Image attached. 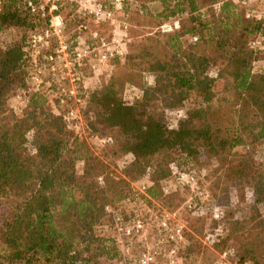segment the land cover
Masks as SVG:
<instances>
[{
    "label": "trees",
    "instance_id": "trees-1",
    "mask_svg": "<svg viewBox=\"0 0 264 264\" xmlns=\"http://www.w3.org/2000/svg\"><path fill=\"white\" fill-rule=\"evenodd\" d=\"M134 1L151 32L131 46L119 73H112L118 65L111 63L81 88L86 130L104 140L101 148L68 126V106H60L53 78L12 109L11 99L28 89L27 42L0 49V264H123L120 248L99 232L111 222L106 207L128 209L135 200L148 205L147 197L158 199L173 164L180 172L193 171L202 157L205 168L217 163L211 169L213 198L227 224L221 248L233 240L238 264H264V163L254 154L264 145V72L255 70L264 43L250 47L264 41V16L233 0ZM26 2L2 1L0 32L32 31L42 23ZM149 3L162 8L153 14ZM69 9H61L66 18ZM167 24L171 32L161 30ZM76 39L72 34L69 42ZM128 87L141 96L128 102ZM179 110L183 119L170 129L167 112ZM121 158L129 160L123 169L113 163ZM148 170L152 178L144 195L132 185ZM248 188L254 195L251 215L227 218L230 193L244 199ZM210 206L199 208V220Z\"/></svg>",
    "mask_w": 264,
    "mask_h": 264
},
{
    "label": "rangeland",
    "instance_id": "rangeland-1",
    "mask_svg": "<svg viewBox=\"0 0 264 264\" xmlns=\"http://www.w3.org/2000/svg\"><path fill=\"white\" fill-rule=\"evenodd\" d=\"M2 1L3 0H0V11L2 9ZM239 1L242 8L247 10L249 14L253 16H263L264 0ZM30 2L36 4L37 6H41L48 3V0H27L25 5V9L29 11L32 16L40 18L42 23L35 27L32 31H26L24 29H9L0 32V49H6L14 42L20 41L23 38L25 39V42H27L32 32L40 30L47 25L48 18L60 16L62 18L64 29L63 39L65 43H67L66 45H68L67 47L70 54L75 51L76 48H98L101 39L109 42L111 46L123 51L124 53L123 56H117L107 63H99L95 58L96 55H94L92 59H86L83 65V72L85 76L84 84L86 87L91 86V78L94 73L108 70L111 63H116L118 65L112 73H119L121 71L120 64L124 62L131 46L136 42H139L142 37L151 32V24H148L146 20L147 16L146 13L142 11V5L134 0H125L121 8L115 7L116 2L118 4L119 0H77V2L73 3L66 2L59 6L58 11L53 13L47 12L46 19H44L39 12L35 14L31 13L29 8ZM219 5L220 4L217 5V8H219ZM66 6H69L70 8L68 10L69 13H71L69 18H66L64 14L61 13V9ZM98 6H101L104 10L111 12L113 14V20L107 21L102 19L98 22L91 13V11L96 9ZM147 7L153 14H156L162 8L160 3H149L147 4ZM70 19L75 21L76 25H73V22L71 23ZM72 34L77 35L74 45L69 42ZM258 40L261 42V45L264 43L262 38H258ZM251 42L252 41H250V43ZM254 42L256 41L254 40ZM251 44L250 47H252ZM54 47L56 48V43L54 44ZM70 54H68L69 57H66L67 61H72L73 56ZM63 62V60H60L59 65L61 66V63ZM42 65L43 74L42 84L40 87L45 82L43 89H47L49 85L46 83L50 80V78H53V82L57 87L61 82L64 83L66 81V75L68 74L67 71L65 72L64 69L59 68H56L57 70H52L53 66L49 65L45 60H42ZM92 66H95V68H92ZM62 70H64L65 74ZM255 70L257 72H264V52L258 53V61L255 63ZM211 74L215 76V70H213ZM31 85L32 83L29 81L26 87L28 89L20 90L11 99L10 107L12 109H19V107L29 101L28 92H32L33 89H36V86L31 87ZM55 95L58 98L57 92ZM124 96L128 102H133L141 96V92L136 88L128 87ZM55 100L56 98L54 96L52 102ZM84 105L85 103H83L82 106L73 104L68 105V107L66 105L60 106L63 107L64 111L65 107H67V113L73 111L78 115V118L73 117L67 120L68 126L78 130L81 135L84 134L92 145L101 148L105 143L104 140L91 138L86 130L85 121L82 116ZM190 107L191 104L188 103L185 110H188ZM183 115V110L167 112V122L169 128L176 129L179 126L180 120L183 119ZM254 154L257 161L264 163V145L257 147ZM204 161L205 157H202L199 165L193 166L194 169H192L195 171L198 181L196 186L192 187L185 179H179L178 174L174 175V167L177 168V166L173 164L171 166L172 174L168 179L163 180L159 186L160 195L158 199H151L150 197H147L148 205L140 204L135 200L130 204V206H128L129 211L140 210L144 214L146 222L145 230L142 235L136 237L132 241V258L136 260L142 252L149 249L152 250L157 247L160 238L158 227L161 215L163 212H167L168 214H172L171 223L173 225L174 223H180L184 226L185 240L178 246L177 256L175 257L176 264H238L236 253L239 244L237 242L232 240L224 248H221L223 240L227 235V224L225 219L221 220L223 212L220 208L218 209V206H220L218 199L213 198L214 192L212 186L213 181L211 179V169H215L217 167V163L214 161L210 167L208 166L205 168L201 165L205 163ZM128 162L129 160L125 158L113 159V163L119 169H123ZM83 167L84 164L82 162L77 163V172L80 176L83 174ZM188 172L180 173L184 174ZM151 178L152 177L149 179L144 178L143 181L135 183L132 186L137 192L142 194L140 189L143 186L148 187L150 185L149 181ZM144 192V195H146V190ZM244 194V199H241L242 197L237 193H230L229 201L224 208L226 211V217L229 215L232 216L233 214H236L235 217L237 218H243L246 215H251V206H253L254 203V195L252 190L249 188L245 190ZM189 200L197 206V213H195V210L192 212L187 210L185 204ZM204 204L209 206L212 204L215 205L210 206L211 212H209L206 218L199 220L197 218L200 214L199 208H201ZM231 211H233V213ZM259 211L264 216V205L259 207ZM217 214L220 215V218H216ZM107 225L108 224L100 227L99 232L102 235L111 237L112 232L110 229L104 227ZM171 246V244H167L162 248L157 264H169L168 252L171 249ZM224 252H228L226 259H223Z\"/></svg>",
    "mask_w": 264,
    "mask_h": 264
},
{
    "label": "built area",
    "instance_id": "built-area-1",
    "mask_svg": "<svg viewBox=\"0 0 264 264\" xmlns=\"http://www.w3.org/2000/svg\"><path fill=\"white\" fill-rule=\"evenodd\" d=\"M237 4L240 3L239 0H233ZM66 2H77V0H48L45 5L37 6L32 2L29 3V8L31 13L35 14L37 12L46 19L47 12L53 13L58 11L61 4ZM40 10V11H39ZM96 20L100 22L104 20H113V14L109 11L104 10L101 6L91 11ZM264 16V14H263ZM261 18L262 16H256ZM163 32H171L173 30L172 25H164L161 29ZM64 29L62 18L60 16H54L47 19V25L40 29L32 32L28 38L24 52L26 53V58L31 64V71L29 73L28 82L31 81L32 86H36V89L42 84V60H45L49 65H52V70L56 68L64 69L67 71V83L61 82L57 87V96L60 105H81L85 103V99L82 96L81 88L84 86V72L83 65L84 61L96 55V59L99 63H107L117 56H123V51L114 48L109 42L101 39L98 48H76L71 54L68 50V45L65 43L63 36ZM56 43V48L54 44ZM252 48H260L261 42L257 40L251 44ZM52 54L45 55L46 51H51ZM68 54L73 56L72 61H67L66 57ZM64 62L59 65V61ZM95 68V66H92ZM57 70V69H56ZM64 70L62 72L64 73ZM65 74V73H64ZM34 90V89H33ZM27 94V93H25ZM76 117L78 115L73 111L66 114L65 118L69 120L70 118ZM174 175H179V179H185L186 182L194 187L198 184L195 171H189L188 173L181 174L176 167H174ZM152 176L151 170H148L145 178L149 179ZM146 186H143L140 191L144 193ZM139 190V189H138ZM167 192V190H166ZM141 204V203H140ZM188 211L192 212L195 210L197 213V206L193 204L191 200L187 201L185 204ZM106 213L111 218L110 224L104 226L109 228L112 232L111 238L121 250L123 256V264H157L158 258L161 254V250L165 245L171 244V249L168 252L169 264H176L175 257L177 256L178 246L184 242V226L180 223H171L172 214L163 212L161 215L159 223V234L160 238L156 248L152 250H146L140 254L138 259L132 258V241L142 235L145 230V216L140 210L129 211L125 207H113L107 206ZM216 218H220L217 214ZM228 252H224L223 259H226Z\"/></svg>",
    "mask_w": 264,
    "mask_h": 264
}]
</instances>
